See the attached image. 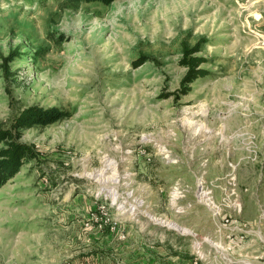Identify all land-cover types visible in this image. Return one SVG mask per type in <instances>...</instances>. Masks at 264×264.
Masks as SVG:
<instances>
[{
    "label": "rangeland",
    "instance_id": "obj_1",
    "mask_svg": "<svg viewBox=\"0 0 264 264\" xmlns=\"http://www.w3.org/2000/svg\"><path fill=\"white\" fill-rule=\"evenodd\" d=\"M31 106L65 116L24 130L0 264H264V0H0V127Z\"/></svg>",
    "mask_w": 264,
    "mask_h": 264
},
{
    "label": "trees",
    "instance_id": "obj_2",
    "mask_svg": "<svg viewBox=\"0 0 264 264\" xmlns=\"http://www.w3.org/2000/svg\"><path fill=\"white\" fill-rule=\"evenodd\" d=\"M87 3H100L110 6L121 0H83ZM201 42L190 49H185L180 65L186 69L181 81L179 93L188 95L191 85L200 78L207 77L210 72L202 65L207 59L199 56ZM144 62H139L138 67ZM65 114L57 108L44 109L40 106H31L24 109L9 127H0V189L20 173L22 167L31 160L38 158L36 150L22 141L24 130L33 126H48L61 120Z\"/></svg>",
    "mask_w": 264,
    "mask_h": 264
},
{
    "label": "crops",
    "instance_id": "obj_3",
    "mask_svg": "<svg viewBox=\"0 0 264 264\" xmlns=\"http://www.w3.org/2000/svg\"><path fill=\"white\" fill-rule=\"evenodd\" d=\"M100 231V230H99ZM100 240H101V238H99ZM106 247V249H108L107 247H109V245H106L105 246ZM105 247H103V248H105ZM103 248H101V249H103ZM102 252V251H101ZM104 252V251H103ZM102 252V253H103ZM112 253H113V251H112ZM115 253V252H114ZM108 254V253H107ZM114 259H116V257H115V255H114V257L111 255H109L108 254V256H105L104 255V257L102 256V257H100L98 260L99 261H101V263L102 264H113L114 262H117V261H115ZM119 264V263H118Z\"/></svg>",
    "mask_w": 264,
    "mask_h": 264
},
{
    "label": "bare ground",
    "instance_id": "obj_4",
    "mask_svg": "<svg viewBox=\"0 0 264 264\" xmlns=\"http://www.w3.org/2000/svg\"><path fill=\"white\" fill-rule=\"evenodd\" d=\"M190 122V121H189ZM111 165V162L110 163H107V166H109V167H107L108 168V170L110 169H112V167L110 166ZM106 170V169H105ZM105 173H107V172H105L104 171V173H99V174H92V175H90V177H94V178H97L98 180H102V178H104V175H105ZM106 176V175H105ZM110 177V176H109ZM106 178V177H105ZM101 182V181H100ZM174 227L176 228V225H174ZM179 229V228H178ZM181 231H183V233L184 232H187V233H189V231L187 230V229H180Z\"/></svg>",
    "mask_w": 264,
    "mask_h": 264
}]
</instances>
